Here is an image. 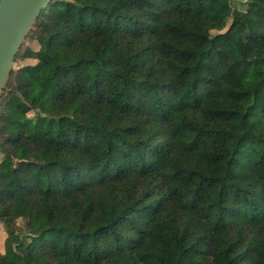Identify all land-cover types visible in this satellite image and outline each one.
Returning <instances> with one entry per match:
<instances>
[{"label": "trees", "instance_id": "16d2710c", "mask_svg": "<svg viewBox=\"0 0 264 264\" xmlns=\"http://www.w3.org/2000/svg\"><path fill=\"white\" fill-rule=\"evenodd\" d=\"M46 7L31 104L0 95V264H264V0Z\"/></svg>", "mask_w": 264, "mask_h": 264}, {"label": "water", "instance_id": "95a60500", "mask_svg": "<svg viewBox=\"0 0 264 264\" xmlns=\"http://www.w3.org/2000/svg\"><path fill=\"white\" fill-rule=\"evenodd\" d=\"M52 0H0V95L22 42Z\"/></svg>", "mask_w": 264, "mask_h": 264}, {"label": "rangeland", "instance_id": "374dc122", "mask_svg": "<svg viewBox=\"0 0 264 264\" xmlns=\"http://www.w3.org/2000/svg\"><path fill=\"white\" fill-rule=\"evenodd\" d=\"M238 1V0H235ZM241 2H244L245 0H239ZM246 6L245 5H241L239 6V8L244 9ZM52 10L49 7H45L44 12L46 13H50ZM34 42V41H33ZM30 39H25V41L23 42L21 48H20V52H19V57L14 61L13 65H12V82L16 85V87L18 88V94L19 96L28 104H31V99L27 96V87L29 85V81L24 78L21 75V69L27 65H34L37 63V60L33 59V58H29L27 57L26 51L29 49L28 47H33L34 43H33ZM36 112L34 110L29 111L27 113V117L33 119L35 117ZM63 114H67L70 115L71 112H65ZM2 154L0 153V161L2 159ZM17 226L19 228H23V223L21 220L17 221ZM7 229L4 226V223L2 221H0V251L3 250V241L6 237L7 234Z\"/></svg>", "mask_w": 264, "mask_h": 264}]
</instances>
